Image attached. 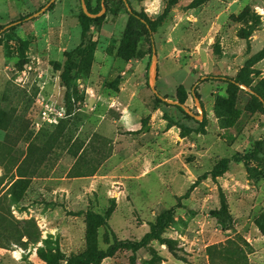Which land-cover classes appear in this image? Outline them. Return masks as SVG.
<instances>
[{"label": "rangeland", "instance_id": "rangeland-1", "mask_svg": "<svg viewBox=\"0 0 264 264\" xmlns=\"http://www.w3.org/2000/svg\"><path fill=\"white\" fill-rule=\"evenodd\" d=\"M50 1L0 0V264H264V0Z\"/></svg>", "mask_w": 264, "mask_h": 264}, {"label": "trees", "instance_id": "trees-1", "mask_svg": "<svg viewBox=\"0 0 264 264\" xmlns=\"http://www.w3.org/2000/svg\"><path fill=\"white\" fill-rule=\"evenodd\" d=\"M86 4H87V7L91 13H97L98 12V9H92V6H91L89 0H86ZM130 14H131V18H130L129 23L127 25V28H126V31H125V34H124V37L122 40V44H121V47H120L119 52H118L119 55L124 59H131L132 57L137 55V48H136L135 42H136L137 35H138L139 31L144 30L145 33L149 37L150 43H152L151 42V28L149 25V20L146 17V15L143 13H140L134 9L132 10V12H130ZM81 16H82L81 21L83 24H84L85 20H101L103 18V17L92 18L84 10L82 11ZM157 98L160 102H164V100L161 99L160 97L157 96ZM186 100H187V94H186L184 88L181 87L179 89V101L181 103H185ZM177 107L184 110L179 105H177ZM187 115L190 117L189 114H187ZM241 160H243L241 155H239V154L233 155L231 158H227L226 160H224L222 163V166L217 167L216 171L222 172L224 170H227L228 165L231 161L238 162ZM226 213H227V205H226L225 201L222 202V205L219 209H214L210 212L211 216L216 218L221 224H224L226 221ZM261 230L264 232V227L261 226ZM156 235L157 234L150 232L146 235L145 240L147 238H150V237H155ZM167 245H168L170 251L175 255L176 250L174 249V247L170 243H167ZM108 255H109L108 250H102V249L101 250H94V251L85 252V253H82L78 256L67 259L64 264H100L102 262V260L104 258H106ZM49 264H60V263L56 260H53V261H50Z\"/></svg>", "mask_w": 264, "mask_h": 264}, {"label": "water", "instance_id": "water-1", "mask_svg": "<svg viewBox=\"0 0 264 264\" xmlns=\"http://www.w3.org/2000/svg\"><path fill=\"white\" fill-rule=\"evenodd\" d=\"M55 1V0H51L45 7H43V9H41L40 11L30 15V17L34 16V15H37L39 14L40 12H42L43 10L47 9V7H49L51 5V3ZM82 5H83V9L84 11L91 17H96L98 15H101V12L100 13H91L87 7V4H86V0H82ZM126 5H127V8L130 12H132V7L130 5V3L128 1H126ZM103 7H104V0H103ZM151 66H152V69H151V73H150V81H151V88L152 90L154 91V93L160 97L161 99H163L164 101L168 102V103H172V104H175V105H179L181 106L187 113H189L190 115L194 116V117H201L200 114H195L193 113L189 107H187L184 103H181L180 101L178 100H174V99H168L166 97H164L163 95H161L156 87V83H157V77H158V71H159V60H158V54H157V49L156 47L153 45V54H152V61H151ZM259 96V95H258ZM260 99L263 100V98L261 96H259ZM196 100L199 101V98L197 96H195Z\"/></svg>", "mask_w": 264, "mask_h": 264}]
</instances>
